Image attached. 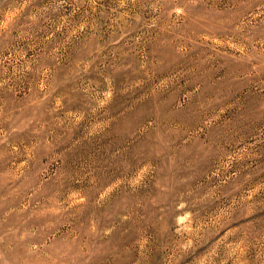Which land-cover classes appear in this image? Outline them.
Masks as SVG:
<instances>
[{"label":"rangeland","instance_id":"374dc122","mask_svg":"<svg viewBox=\"0 0 264 264\" xmlns=\"http://www.w3.org/2000/svg\"><path fill=\"white\" fill-rule=\"evenodd\" d=\"M0 264H264V0H0Z\"/></svg>","mask_w":264,"mask_h":264}]
</instances>
